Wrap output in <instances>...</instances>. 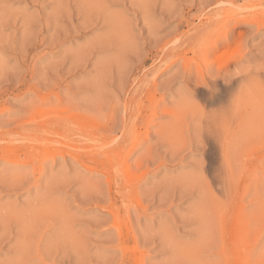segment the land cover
I'll return each instance as SVG.
<instances>
[{"label": "rangeland", "instance_id": "1", "mask_svg": "<svg viewBox=\"0 0 264 264\" xmlns=\"http://www.w3.org/2000/svg\"><path fill=\"white\" fill-rule=\"evenodd\" d=\"M0 264H264V0H0Z\"/></svg>", "mask_w": 264, "mask_h": 264}, {"label": "bare ground", "instance_id": "2", "mask_svg": "<svg viewBox=\"0 0 264 264\" xmlns=\"http://www.w3.org/2000/svg\"><path fill=\"white\" fill-rule=\"evenodd\" d=\"M214 81H215V80H213V82H214ZM215 82H216V81H215ZM252 83H253V82H252ZM207 84H208V83H207ZM195 85H196V84H195ZM195 85H194V87H195ZM213 86H215V85H213ZM253 86H255V85H253ZM215 87H216V86H215ZM225 87H226V86H225ZM255 87H256V86H255ZM193 89H194V88H193ZM226 89H227V88H226ZM196 90H198V89H195V91H196ZM210 90H211V88H210ZM213 90H214V88H213ZM213 90H212V92L215 93V91H213ZM208 91H209V89H208ZM217 91H218V90H217ZM206 93L208 94V92H206ZM215 95H216V94H215ZM205 96H206V95H205ZM208 96H209V95H208ZM208 96H207V97H208ZM212 96H213V95H212ZM207 97H206V98H207ZM216 97H217V96H216ZM218 97H219V96H218ZM210 98H211V97H210ZM214 99H216V98H214ZM183 100H184V99H183ZM204 100H205V99H204ZM215 102H216V101H215ZM184 103H185V101H184ZM210 103H211V102H210ZM180 104H181V105H184L183 102L180 103ZM185 106H186V105H185ZM188 106H189V105H188ZM179 108H180V107H179ZM193 108H194V107H193ZM226 109H227V108H226ZM227 110H228V109H227ZM227 110H226V112H227ZM220 111H221V110H220ZM204 112H205V111H204ZM207 112H208V111H207ZM214 112H216V110H215ZM217 112H218V111H217ZM223 112H224V110L222 111V114H223ZM228 113H229V112H228ZM220 114H221V113H220ZM220 114H219V112H218V114H217L218 117L221 116ZM211 115H213V113L210 114V115H208V116H210V118H209L210 120H212V119H216V118H214V116L217 117L216 114L213 115V116H211ZM204 118H205V117H204ZM211 118H212V119H211ZM226 118H227V116H226ZM221 119H222V117H220V120H221ZM227 120H228V119H227ZM224 121H225V120H224ZM214 122H215V121H214ZM212 123H213V122H212ZM208 124H209V122H208ZM225 124H226V121H225ZM216 125H217V124H216ZM221 126H222V125H221ZM211 134H212V133H211ZM211 134H210V135H211ZM243 135H244V134H243ZM208 136H209V135H208ZM211 136H212V135H211ZM207 140H208V139H207ZM209 145H210V144H209ZM88 147H89V146H88ZM205 147H206V146H205ZM96 148H97V147H96ZM210 148H211V147H210ZM98 149H99V148H98ZM207 149H208V147H207ZM99 150H100V149H99ZM210 150H211V149H210ZM97 151H98V150H97ZM212 152H213V151H212ZM212 152H211V153H212ZM203 153H204V151H203Z\"/></svg>", "mask_w": 264, "mask_h": 264}]
</instances>
